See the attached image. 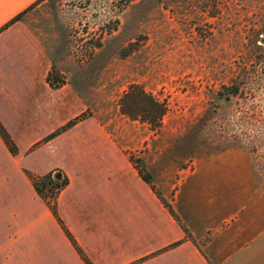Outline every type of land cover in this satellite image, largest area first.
Wrapping results in <instances>:
<instances>
[{"label":"crops","instance_id":"crops-1","mask_svg":"<svg viewBox=\"0 0 264 264\" xmlns=\"http://www.w3.org/2000/svg\"><path fill=\"white\" fill-rule=\"evenodd\" d=\"M40 1L0 0V123L18 149L0 135V264H86L28 176L57 171L69 179L58 215L91 264H264V168L250 151L212 152L192 171L145 151L148 184L113 121L44 142L89 106L71 83L50 86L48 32L14 21Z\"/></svg>","mask_w":264,"mask_h":264},{"label":"rangeland","instance_id":"rangeland-1","mask_svg":"<svg viewBox=\"0 0 264 264\" xmlns=\"http://www.w3.org/2000/svg\"><path fill=\"white\" fill-rule=\"evenodd\" d=\"M23 20L48 32L54 75L80 91L87 118L113 121L146 173L145 151L192 171L212 152L246 149L264 168V0H44ZM130 85L165 104L159 129L122 113Z\"/></svg>","mask_w":264,"mask_h":264},{"label":"trees","instance_id":"trees-1","mask_svg":"<svg viewBox=\"0 0 264 264\" xmlns=\"http://www.w3.org/2000/svg\"><path fill=\"white\" fill-rule=\"evenodd\" d=\"M43 1V0H41ZM40 1V2H41ZM35 6V5H34ZM33 6V7H34ZM31 7V8H33ZM30 8V9H31ZM25 13H22L14 21L21 20ZM263 35V33L261 34ZM261 39H259L260 41ZM260 49V54L257 59H264V47H257V50ZM54 70L50 73L48 77V82L50 86L54 89L60 88L64 82L60 81L58 75H54ZM231 90L229 94L227 95H233L236 96L239 91L238 86H233L231 89H228V91ZM121 111L123 114L128 116L132 120H139L144 123L149 124L152 129H159L161 127L162 119L164 115L166 114V106L165 104L158 101L153 95L147 93L141 86L138 85H130L128 91L123 95L121 102ZM87 118V114L84 113L77 117L76 119L70 121L65 126L57 130L55 133L49 135L47 138L44 139V142H48L49 140L53 139L54 137L58 136L62 132L68 130L69 128L76 125L79 121L84 120ZM0 135L4 139L5 143L7 144L8 148L10 149L11 153L16 155L18 153V149L15 145V143L12 141L9 134L6 132L4 127L0 123ZM136 166L138 168V171L140 173V176L142 179L147 182L148 184L152 183V177L150 174L146 173L143 166H138L136 163ZM60 173V177L57 178V174ZM30 180L32 181V185L38 195L44 199L50 208L52 214L55 216V218L58 220L62 228L64 229L66 235L74 245V247L77 249L78 253L84 257V260L86 261V264H91L84 256V253L82 250L78 247L76 241L72 237L71 233L68 231V229L65 227L64 223L60 219L57 211V199L64 190L68 184L69 179L66 175H64L62 172H51L49 174L43 175V176H36L29 174L28 175ZM170 212L173 214V211ZM177 244L172 245L171 247L176 246Z\"/></svg>","mask_w":264,"mask_h":264},{"label":"water","instance_id":"water-1","mask_svg":"<svg viewBox=\"0 0 264 264\" xmlns=\"http://www.w3.org/2000/svg\"><path fill=\"white\" fill-rule=\"evenodd\" d=\"M56 176H57V178H59L61 175H60V173H58Z\"/></svg>","mask_w":264,"mask_h":264}]
</instances>
